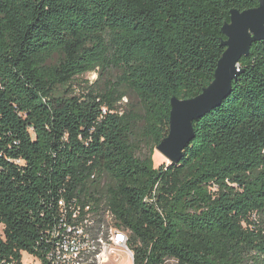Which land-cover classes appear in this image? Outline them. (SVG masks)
Listing matches in <instances>:
<instances>
[{"label":"trees","instance_id":"trees-1","mask_svg":"<svg viewBox=\"0 0 264 264\" xmlns=\"http://www.w3.org/2000/svg\"><path fill=\"white\" fill-rule=\"evenodd\" d=\"M257 4L0 0V262L40 255L63 200L109 211L135 264H264V39L178 163L140 152L211 82L230 11Z\"/></svg>","mask_w":264,"mask_h":264},{"label":"water","instance_id":"water-1","mask_svg":"<svg viewBox=\"0 0 264 264\" xmlns=\"http://www.w3.org/2000/svg\"><path fill=\"white\" fill-rule=\"evenodd\" d=\"M257 2L253 8L230 11L229 22L221 28L226 37L221 46L225 49L217 60L211 82L193 98H171L168 133L156 146L168 164L180 161L194 135L193 121L219 106L231 93L232 82L241 73L239 60L249 55L253 42L264 39V0Z\"/></svg>","mask_w":264,"mask_h":264},{"label":"built area","instance_id":"built-area-1","mask_svg":"<svg viewBox=\"0 0 264 264\" xmlns=\"http://www.w3.org/2000/svg\"><path fill=\"white\" fill-rule=\"evenodd\" d=\"M62 218L49 229L45 249L39 254L22 253L19 260H2L0 264H135L129 235L113 224L109 211L93 209L90 204L59 201ZM28 258L26 259L25 257ZM158 264H178L166 258Z\"/></svg>","mask_w":264,"mask_h":264},{"label":"rangeland","instance_id":"rangeland-1","mask_svg":"<svg viewBox=\"0 0 264 264\" xmlns=\"http://www.w3.org/2000/svg\"><path fill=\"white\" fill-rule=\"evenodd\" d=\"M97 79V74L95 72H91V73H85L83 74L82 76L79 77L78 80H81L79 82L81 83H85L86 81L89 82V83H92L94 82L95 80ZM78 85H75V92L74 94H78L79 90H78ZM61 91V90H60ZM131 103L133 104L134 106H138L139 102L137 101V99L135 98L134 95L130 94L129 95V98H123L122 101L118 102V105L120 106L119 107V110H121L123 107H124V104L125 103ZM140 147H141V154H148L150 151L152 153V158H153V162H154V166L157 167L159 166L160 164L162 163H165L167 164L168 161L167 159L156 149V146L153 144V141L151 140L150 137H142L141 141H140ZM159 153V154H157ZM159 155V156H158ZM166 159L164 161V159ZM263 223L262 225L264 226V218H262L261 220ZM26 259L28 258L25 257ZM127 260L126 258L124 257L121 262L117 263V264H126Z\"/></svg>","mask_w":264,"mask_h":264},{"label":"bare ground","instance_id":"bare-ground-1","mask_svg":"<svg viewBox=\"0 0 264 264\" xmlns=\"http://www.w3.org/2000/svg\"><path fill=\"white\" fill-rule=\"evenodd\" d=\"M157 154H159V153H157ZM159 156V155H158ZM164 159V158H163ZM166 159H164V161H165Z\"/></svg>","mask_w":264,"mask_h":264}]
</instances>
